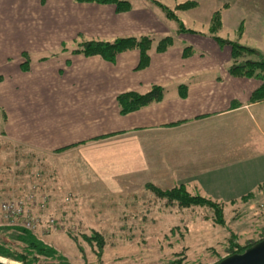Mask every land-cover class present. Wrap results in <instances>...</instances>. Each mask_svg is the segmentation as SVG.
I'll use <instances>...</instances> for the list:
<instances>
[{
    "label": "rangeland",
    "instance_id": "obj_1",
    "mask_svg": "<svg viewBox=\"0 0 264 264\" xmlns=\"http://www.w3.org/2000/svg\"><path fill=\"white\" fill-rule=\"evenodd\" d=\"M149 2L168 21H174L158 4ZM158 2L168 6L165 0ZM186 11H177V15ZM176 25L178 29L169 34L173 45L185 34ZM166 37L154 36L152 49ZM89 39L100 38L76 37L63 47L57 46L46 58L71 56ZM219 43L228 45V75L259 81L261 85L253 92L251 103L263 102L253 100V96L264 82L259 78L264 77V53L261 56L240 50L236 57L231 43ZM195 53L192 47H186L184 56ZM247 62L253 69L234 73L233 66ZM13 87L8 79L0 85V246L13 256H0V261L25 264L16 258L26 248L18 240L22 229L30 231L55 254L48 257L36 253L29 264H218L264 240V183L240 196L205 195L197 186V175L206 167L213 169L221 164H192L196 156L195 142L190 140L193 133H117L66 148L63 145L72 141L67 132L78 134V127L64 120L67 112L74 111L66 106H76L77 102L50 100L43 86L39 92L32 91L38 93L25 90L29 96L21 105L31 108L13 114L9 108ZM85 110L93 113L90 108ZM22 114H30L31 118ZM25 126L31 131L23 130ZM92 126V122L83 125L85 129ZM246 156L243 150L235 153L237 160ZM246 170L247 166H234L221 174H238L239 181ZM181 186L205 203L184 207L160 194ZM18 201L25 207L22 219L34 220L35 229H28L22 220L4 216L2 204Z\"/></svg>",
    "mask_w": 264,
    "mask_h": 264
},
{
    "label": "crops",
    "instance_id": "obj_2",
    "mask_svg": "<svg viewBox=\"0 0 264 264\" xmlns=\"http://www.w3.org/2000/svg\"><path fill=\"white\" fill-rule=\"evenodd\" d=\"M130 1L132 10L117 13L111 5L76 0H0V85L8 79L14 86L11 113L30 109L28 104L21 105L29 96L25 90L38 93L44 86L50 100L77 102L66 106L74 111L67 112L64 120L75 124L78 134L67 132L72 141L63 147L117 133H193L190 140L195 142L196 156L192 164H221L197 175V186L205 195L229 198L257 190L264 183V101L251 103V96L261 83L229 76L225 70L228 45H220L216 38L264 53V0H191L198 7L179 16L194 32L181 34L164 52L154 47L144 68H139L140 52L135 49L118 55L114 62L76 54L46 58L57 46L83 35L115 40L169 36L178 29L149 0ZM187 1L165 0V4L174 8ZM218 11L222 27L213 35L212 20ZM186 47L196 53L184 56ZM154 86L165 89L162 101L121 115L119 95L146 93ZM88 122L93 126L85 129ZM23 130L31 131L27 126ZM242 150L247 156L237 160L235 153ZM234 166L248 167L242 180L238 181V174L222 176Z\"/></svg>",
    "mask_w": 264,
    "mask_h": 264
},
{
    "label": "trees",
    "instance_id": "obj_3",
    "mask_svg": "<svg viewBox=\"0 0 264 264\" xmlns=\"http://www.w3.org/2000/svg\"><path fill=\"white\" fill-rule=\"evenodd\" d=\"M80 3H94L99 5H111L114 6L117 13H125L132 10L133 6L129 0H76ZM158 4V6L166 11L168 18L174 20L176 23L179 24V30L182 32H194L184 26V23L180 20L179 16L177 15V11L189 10L194 9L198 6L197 2L194 1H187L185 3L179 4L176 8H170L158 0H152ZM222 27L221 22V13L220 11L216 12L213 16L212 25H211V33L213 35L217 34ZM221 43H231L234 46L235 56H238L240 50H245L247 52L256 53L257 55H261L257 49L248 48L245 46L240 45L237 42H231L228 40H223L220 38H216ZM155 43V39L152 36H139V37H120L116 38L115 40H85L83 43L79 45V48L72 51L73 54L80 53L85 57H95L99 56L100 58L114 62L118 55L129 51V50H138L140 52V66L139 68H144L148 65L150 61V51L152 50ZM174 40L172 37H166L159 41L156 46L157 52H164L170 46H172ZM67 52V50H66ZM190 53V52H189ZM189 55V54H188ZM261 58H264L261 57ZM264 60V59H263ZM262 68H264V63L261 64ZM261 66H257L258 69H262ZM234 73L237 71L245 70V69H253L251 67V62H247L242 65H236ZM264 81V77H259ZM3 77L0 76V82H2ZM165 96V89L162 86H154L150 91L146 93H139V92H129L121 94L117 97L120 113L121 115H127L129 113L135 112L142 107L148 106L155 102H160L164 99ZM264 99V82L261 88L254 93L253 100H263ZM1 111V110H0ZM76 144L68 146L66 148L75 147ZM161 195H168L172 201H178L181 206L188 207L192 205H199L200 202L205 203V200L199 197L191 196L185 189L184 186L179 188H175L169 192V194H165L164 192H160ZM9 203V202H8ZM3 212V211H2ZM18 220L24 221V219L19 218ZM10 221V220H8ZM21 235H18V240L22 241L26 248L23 252L18 253L16 258L25 263L29 264L32 260H29L32 255L34 254H41L43 256L54 257V250L50 249L46 246L43 242L39 241L30 231L26 229H22ZM256 245V244H254ZM253 247V246H251ZM249 247V248H251ZM246 249L245 251H247ZM244 251V252H245ZM242 252V253H244ZM240 253V254H242ZM0 256L4 257H13L12 254L4 250L2 246H0Z\"/></svg>",
    "mask_w": 264,
    "mask_h": 264
},
{
    "label": "water",
    "instance_id": "obj_4",
    "mask_svg": "<svg viewBox=\"0 0 264 264\" xmlns=\"http://www.w3.org/2000/svg\"><path fill=\"white\" fill-rule=\"evenodd\" d=\"M0 264H9L1 262ZM218 264H264V240L242 254H235Z\"/></svg>",
    "mask_w": 264,
    "mask_h": 264
},
{
    "label": "built area",
    "instance_id": "obj_5",
    "mask_svg": "<svg viewBox=\"0 0 264 264\" xmlns=\"http://www.w3.org/2000/svg\"><path fill=\"white\" fill-rule=\"evenodd\" d=\"M2 211L4 216L9 219H19L25 214V207L23 202H9L2 204ZM28 229H35L36 222L32 219H24L23 223Z\"/></svg>",
    "mask_w": 264,
    "mask_h": 264
},
{
    "label": "bare ground",
    "instance_id": "obj_6",
    "mask_svg": "<svg viewBox=\"0 0 264 264\" xmlns=\"http://www.w3.org/2000/svg\"><path fill=\"white\" fill-rule=\"evenodd\" d=\"M1 262H3V261H1Z\"/></svg>",
    "mask_w": 264,
    "mask_h": 264
}]
</instances>
